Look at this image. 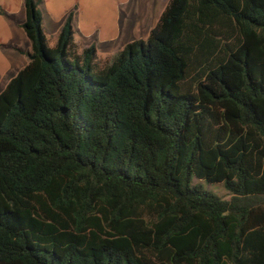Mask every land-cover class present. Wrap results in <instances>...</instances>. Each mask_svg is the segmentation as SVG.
<instances>
[{
    "label": "trees",
    "instance_id": "1",
    "mask_svg": "<svg viewBox=\"0 0 264 264\" xmlns=\"http://www.w3.org/2000/svg\"><path fill=\"white\" fill-rule=\"evenodd\" d=\"M40 3L0 92V264H264V0H169L102 68Z\"/></svg>",
    "mask_w": 264,
    "mask_h": 264
},
{
    "label": "rangeland",
    "instance_id": "2",
    "mask_svg": "<svg viewBox=\"0 0 264 264\" xmlns=\"http://www.w3.org/2000/svg\"><path fill=\"white\" fill-rule=\"evenodd\" d=\"M169 0H41L38 9L49 48H54L66 17L72 15L78 54L91 45L99 67L109 64L125 45L145 40ZM25 21L23 0H0V92L27 63L30 44L21 28ZM200 184L222 200L228 192L221 183Z\"/></svg>",
    "mask_w": 264,
    "mask_h": 264
},
{
    "label": "crops",
    "instance_id": "3",
    "mask_svg": "<svg viewBox=\"0 0 264 264\" xmlns=\"http://www.w3.org/2000/svg\"><path fill=\"white\" fill-rule=\"evenodd\" d=\"M26 64H27V63H26ZM26 64H25V65H26Z\"/></svg>",
    "mask_w": 264,
    "mask_h": 264
}]
</instances>
